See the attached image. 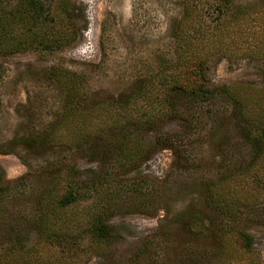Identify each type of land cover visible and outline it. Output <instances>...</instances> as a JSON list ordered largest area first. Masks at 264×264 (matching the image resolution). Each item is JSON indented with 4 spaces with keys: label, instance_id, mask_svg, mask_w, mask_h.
Segmentation results:
<instances>
[{
    "label": "rangeland",
    "instance_id": "obj_1",
    "mask_svg": "<svg viewBox=\"0 0 264 264\" xmlns=\"http://www.w3.org/2000/svg\"><path fill=\"white\" fill-rule=\"evenodd\" d=\"M75 1L83 18L71 45L0 53V264H264V154L253 158L240 129L242 117L264 121V0ZM181 50L205 51V87H235L245 111L214 91L193 112L175 98L178 112L164 116L156 76L173 70ZM51 69L79 80L69 104ZM138 114L159 117L121 130ZM106 127L115 144L131 133L124 155L137 140L142 152L124 160L113 145L101 163L104 148L91 152L78 137ZM74 184L93 194L58 206ZM209 193L240 202L230 212L239 207L234 226L252 249L227 232L219 251L218 231L230 224ZM93 212L105 213L115 234L106 246L86 231ZM48 217L75 250L40 239Z\"/></svg>",
    "mask_w": 264,
    "mask_h": 264
},
{
    "label": "trees",
    "instance_id": "obj_2",
    "mask_svg": "<svg viewBox=\"0 0 264 264\" xmlns=\"http://www.w3.org/2000/svg\"><path fill=\"white\" fill-rule=\"evenodd\" d=\"M217 2L223 3V6H225L226 3H233V0H217ZM81 12L82 10L79 9L75 0H0V53L10 54L24 50L49 51L71 45L76 40L79 32L78 21L83 18ZM183 17L187 18L186 14L183 15ZM196 18H198V15H196ZM183 21L184 19L182 22ZM179 30H181V28ZM176 36V41L180 42V45L183 44V47L196 44L192 43V40L196 42L194 37L182 38L179 34H176ZM197 41L200 40L197 39ZM209 44L215 46L212 43ZM216 46L219 45L216 44ZM197 47L198 44H196L195 48ZM205 54V51L185 52V50H181L177 53L172 71L168 68L166 70H159V73H157L156 77L162 80L161 86L165 90L168 99L166 102L168 110L164 113V116H168L175 111L178 112L175 98L185 99L188 109L193 112L195 109L201 108L203 106L202 103L209 98L214 91H218L225 98L231 97L234 101L233 103L239 110L244 108L243 103L233 91L235 87L230 89V86L223 84L213 86L212 89L205 87L203 83ZM2 73L3 67L0 64V78ZM175 73L176 75H174ZM71 75L69 71L58 72L51 69V77L64 90V97L68 104L79 93V80ZM148 80H152V76H150ZM243 110L245 111V108ZM243 114L246 117L245 113ZM141 116L142 114H138L136 117H130L131 119L122 121L121 130L137 129L145 127L146 125H151L154 123L155 119L159 117L156 114L150 115L147 119H142L140 118ZM241 121L240 129L242 134L245 139L249 141L254 150L253 158L255 157V160L258 161L259 157L264 154V121L261 117H242ZM108 133L112 134L111 127L103 128L96 134L84 132L78 137V140L82 142V145H88L91 148V152H94L98 147L104 148L102 157H98L101 163L106 161L107 152L111 151L113 145L114 149L116 148V156L121 155L124 160L134 159L142 152L144 144L142 141L137 140L133 145L135 151L130 152L127 156L124 155V148L128 145L131 133L122 132V136L116 144L111 141L109 138L110 134ZM133 133L137 136L136 132ZM120 158H115V160L118 162ZM70 177H74V173H70ZM83 184H85L84 188L87 187L86 182H83ZM4 189L3 174L0 170V198L5 191ZM81 190L82 188L79 189L77 184L76 186L75 184L69 186L68 189L56 199L57 205L62 207L70 206L81 198H89L90 194H93L92 189H84L87 196H83ZM209 194L210 205L219 209L230 224L229 227L224 228L222 226L218 231L219 251L223 247L224 237L227 232L231 233L237 241H240L244 248L249 250L252 249V237L239 229V227L234 226L236 223L233 222V220L239 215V207L237 209L238 213H236V210L235 213L230 212L231 208H233L232 206L240 202L236 201V203L230 204L228 201L223 202L219 200V198L212 193ZM54 224V219L51 217L42 218L41 223H38L37 226L40 239L44 241L45 239L49 240V242L58 246L63 245L67 250H75V247L68 246L71 244L69 241L70 237H67L68 234L60 229H55ZM86 231L94 241L104 246L107 245L111 238L115 237V234L112 232V227L107 223L105 213L93 212L88 220Z\"/></svg>",
    "mask_w": 264,
    "mask_h": 264
}]
</instances>
